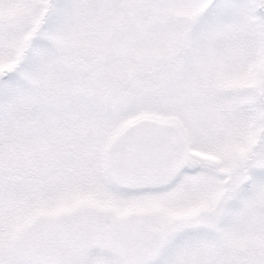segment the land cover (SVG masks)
Returning a JSON list of instances; mask_svg holds the SVG:
<instances>
[{"label": "snow or ice", "instance_id": "snow-or-ice-1", "mask_svg": "<svg viewBox=\"0 0 264 264\" xmlns=\"http://www.w3.org/2000/svg\"><path fill=\"white\" fill-rule=\"evenodd\" d=\"M0 264H264V0H0Z\"/></svg>", "mask_w": 264, "mask_h": 264}]
</instances>
